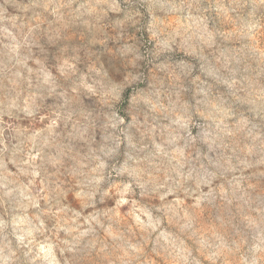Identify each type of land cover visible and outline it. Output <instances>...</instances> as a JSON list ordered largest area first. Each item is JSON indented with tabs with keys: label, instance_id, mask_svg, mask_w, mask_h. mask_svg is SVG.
Listing matches in <instances>:
<instances>
[{
	"label": "clouds",
	"instance_id": "clouds-1",
	"mask_svg": "<svg viewBox=\"0 0 264 264\" xmlns=\"http://www.w3.org/2000/svg\"><path fill=\"white\" fill-rule=\"evenodd\" d=\"M0 264H264V0H0Z\"/></svg>",
	"mask_w": 264,
	"mask_h": 264
}]
</instances>
